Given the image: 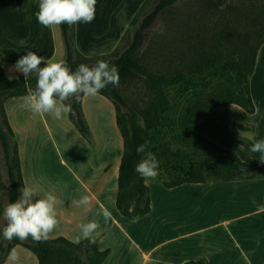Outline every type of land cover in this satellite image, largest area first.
Returning <instances> with one entry per match:
<instances>
[{
    "label": "crops",
    "instance_id": "crops-1",
    "mask_svg": "<svg viewBox=\"0 0 264 264\" xmlns=\"http://www.w3.org/2000/svg\"><path fill=\"white\" fill-rule=\"evenodd\" d=\"M110 1L96 0L95 18L91 23L73 24L74 47L84 56L111 53L130 28V20L142 3V0L131 1L132 4L129 0ZM38 5L39 0L0 2V66L8 76L21 74L9 69L26 50L35 51L46 61L54 60L59 52V26L46 28L39 23L35 15ZM117 6L124 12L113 16ZM131 6L135 7L133 11ZM82 41L88 43V52L81 48ZM249 89L253 113L234 104L224 105L216 115L198 120L194 130L231 150L242 161L254 163L261 162L262 155L251 152L250 148L256 141L264 140V42L256 53ZM24 97L6 98L4 109L17 141L24 186L34 189V199L44 198L50 192L61 201L57 205L59 224L49 238L62 236L74 242L80 224L95 220L100 224L94 233L97 246L100 250H109L102 264H241L242 258L246 264H264V176L182 183L172 188L163 186L165 189H159L156 208L150 199L149 213L132 223L115 207L122 151L114 158L110 156L112 143L119 142L120 133L116 131L113 107L105 97L81 96L79 103L88 124L87 109L91 101L106 104L107 112L101 114L100 122L103 145L90 149L98 154V162L92 165L81 158L82 162L78 160L80 163H73V167L63 158V154H72L73 144L68 136L87 151L89 143L79 135L67 114L61 119L52 114H34L21 107ZM85 195L90 197L91 212L76 207V201ZM5 207L0 203V230L5 226ZM102 208H107L112 215L107 224L97 214ZM189 211L196 218L194 221L200 220L205 226L187 227L177 213ZM187 218L192 221L191 217ZM240 235L248 236L249 257L242 255ZM37 263L32 251L17 244L1 264Z\"/></svg>",
    "mask_w": 264,
    "mask_h": 264
},
{
    "label": "trees",
    "instance_id": "trees-1",
    "mask_svg": "<svg viewBox=\"0 0 264 264\" xmlns=\"http://www.w3.org/2000/svg\"><path fill=\"white\" fill-rule=\"evenodd\" d=\"M176 1L157 0L141 19L133 17L130 20L132 33L123 49L118 51L117 45L111 53L96 57L84 56L74 47L73 25L59 26L64 48L63 60L71 71H75L80 64L95 66L100 60L118 68L119 85H108L98 94L110 100L115 109V122L122 138L123 150L114 201L118 212L130 220L150 211L149 188L145 179L135 170L143 158V154H137L136 148L146 140L151 145L149 150L155 153L159 161V179L167 188L182 183L233 181L264 176V162L242 161L231 150L194 130L198 120L216 115L224 105L234 104L247 113L254 112L249 79L254 70L257 50L264 42V27L259 30V39L255 43L246 40L235 55H227L223 59L211 55L205 59L198 57L188 62L187 69L173 74H153L140 63L139 50L158 15ZM137 76L144 78L151 92L142 106L128 104L120 90L121 86ZM36 82L35 74L28 79H24L22 74L9 79L0 66V165L4 166L7 181L6 186L1 183L0 171V188L4 189L0 195L6 197L7 204L19 198V189L24 186V182L17 141L3 100L26 96L35 90ZM169 93L174 96L189 94V100L175 112ZM82 95L79 99L70 98L65 103L71 105L72 109L67 114L69 120L80 135L87 136L89 128L79 103ZM17 244L32 251L37 264H102L109 253L108 249L98 248L97 238L95 243L82 239L79 244L62 236L44 242H34L29 237L23 241L13 239L9 243L3 239L0 230V264Z\"/></svg>",
    "mask_w": 264,
    "mask_h": 264
},
{
    "label": "rangeland",
    "instance_id": "rangeland-1",
    "mask_svg": "<svg viewBox=\"0 0 264 264\" xmlns=\"http://www.w3.org/2000/svg\"><path fill=\"white\" fill-rule=\"evenodd\" d=\"M131 1L134 3V0H129L132 4ZM156 1L142 0V3L137 7L134 17L141 19L145 13L152 9ZM0 2L3 3L4 0H0ZM115 2V0L110 1V3ZM132 8L135 7L131 6L130 9L132 10ZM122 11L124 12V10H121L117 6L113 12V16L119 15ZM100 12H103V9ZM263 27L264 0H177L172 6H169L160 13L148 29L147 37L139 50V61L148 72L153 74H157L158 72L173 74L175 71L187 69L188 62L198 57L205 59L208 55H211L223 59L227 55H235L238 47L240 48L246 40L255 43V40L259 39V30ZM131 33L132 28L121 39L116 48L118 51L125 47ZM80 46L85 52H88L89 45L87 42L82 41ZM63 58L64 48L60 37L59 52L53 61L63 60ZM120 90L128 104L138 106H142L151 93L146 81L140 76L131 79L127 84L121 86ZM169 99L171 105L175 107L176 112L189 100V94L185 96L170 94ZM105 100L113 107L112 113L114 115L113 104L107 98ZM90 103L91 105L87 109L89 124L86 121L89 133L87 136L81 135L89 143V148L88 151L85 150L71 135L68 136L73 144L72 154H63V158L70 167H73V163H80L78 160L82 162L84 158L92 165L98 162V154L93 153L90 149L93 147L99 148V146L103 145L101 141L103 128L100 122L101 118H103L101 114L105 115L104 113L107 112V109H105L106 104L99 101L93 100ZM65 130H68V128H65ZM110 131H112L111 127ZM116 131L118 132L117 127ZM122 150L123 142L120 136L119 142L115 140L112 143V153L110 155L109 152V155L114 158ZM2 165H0L1 183L6 186V175L4 166ZM145 182L149 188L151 202H153L156 208V201L160 198L159 189H165L159 179V174L154 180L145 179ZM3 190L0 188V192ZM5 198L3 195H0V203L3 207L7 206ZM167 215L170 214L167 213ZM177 216L189 228L196 229L205 226L202 221L193 220L196 218L192 217L191 211L178 212ZM187 217H191L192 221H187L186 219H189ZM166 220H170L169 217ZM239 242L243 248L242 251H244L242 255L248 256V236L240 235ZM242 260L243 263L241 264H246L244 258Z\"/></svg>",
    "mask_w": 264,
    "mask_h": 264
},
{
    "label": "clouds",
    "instance_id": "clouds-1",
    "mask_svg": "<svg viewBox=\"0 0 264 264\" xmlns=\"http://www.w3.org/2000/svg\"><path fill=\"white\" fill-rule=\"evenodd\" d=\"M96 0H39L37 21L46 28H53L61 24L73 25L79 22L91 23L95 18ZM45 66L41 67V64ZM10 71H16L28 79L32 74L36 76V87L24 98L21 107L27 108L34 114H52L54 118L61 119L71 112V105L65 101L70 98L79 99V96H96L100 90L108 85H119L118 68L110 66L109 62L100 60L95 66L89 67L80 64L75 71H71L64 60H45L35 51L26 50ZM9 76V79H13ZM149 141H145L136 148L137 154L143 158L136 165V172L144 179H155L159 172V161L152 151ZM253 153H261V162H264V140L256 141L250 148ZM243 170V169H242ZM21 195L14 202H10L3 210L5 226L2 237L11 243L13 239L26 240L29 237L34 242H44L58 227L57 205L61 203L52 193H45L44 198H36L32 187L23 186L19 189ZM90 197L85 195L76 201V207H83L86 212H91ZM98 215H102L105 224L112 219L111 212L102 208ZM139 216L131 218L132 223H137ZM100 228L95 221L82 223L79 234L74 243L81 240L95 243L94 233ZM15 258V257H13Z\"/></svg>",
    "mask_w": 264,
    "mask_h": 264
}]
</instances>
